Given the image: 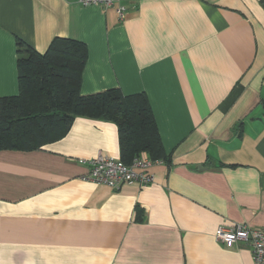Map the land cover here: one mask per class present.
Here are the masks:
<instances>
[{"label":"crops","instance_id":"1","mask_svg":"<svg viewBox=\"0 0 264 264\" xmlns=\"http://www.w3.org/2000/svg\"><path fill=\"white\" fill-rule=\"evenodd\" d=\"M0 0V98L18 91L17 39L87 54L79 94H145L164 153L153 181L83 179L119 158L116 124L74 118L34 150H0V264H253L218 226L264 225V1ZM137 210L141 211L138 220Z\"/></svg>","mask_w":264,"mask_h":264},{"label":"trees","instance_id":"2","mask_svg":"<svg viewBox=\"0 0 264 264\" xmlns=\"http://www.w3.org/2000/svg\"><path fill=\"white\" fill-rule=\"evenodd\" d=\"M264 1V0H263ZM40 53L17 39L18 91L0 98V150H34L63 136L77 116L113 121L119 158L130 164L145 152L168 161L144 93L124 95L118 88L79 94L86 45L54 37ZM142 213L137 210L138 220Z\"/></svg>","mask_w":264,"mask_h":264},{"label":"built area","instance_id":"3","mask_svg":"<svg viewBox=\"0 0 264 264\" xmlns=\"http://www.w3.org/2000/svg\"><path fill=\"white\" fill-rule=\"evenodd\" d=\"M81 5L99 4L105 7H114L118 18H122L126 7L119 0H78ZM88 172L83 179L96 184H105L118 189L124 185L135 184L145 186L153 181L149 172L152 165L162 163V160L152 159L145 152L134 157L130 164L123 163L119 158H114L98 152L93 158L85 160ZM217 241L226 247H231L238 242H243L251 250L253 264H264V225L251 227L244 223H235L231 226H218L214 231Z\"/></svg>","mask_w":264,"mask_h":264},{"label":"bare ground","instance_id":"4","mask_svg":"<svg viewBox=\"0 0 264 264\" xmlns=\"http://www.w3.org/2000/svg\"><path fill=\"white\" fill-rule=\"evenodd\" d=\"M120 159V158H119ZM121 160V159H120Z\"/></svg>","mask_w":264,"mask_h":264}]
</instances>
